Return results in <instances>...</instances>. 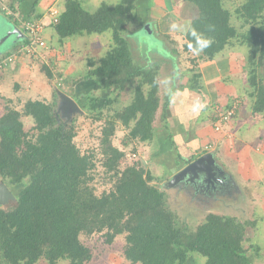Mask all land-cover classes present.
<instances>
[{
  "label": "trees",
  "instance_id": "1",
  "mask_svg": "<svg viewBox=\"0 0 264 264\" xmlns=\"http://www.w3.org/2000/svg\"><path fill=\"white\" fill-rule=\"evenodd\" d=\"M137 1L103 2L89 12L80 1L66 0L57 24L52 26L61 43L72 37L109 33L107 52L97 64L90 63L84 76L73 80L72 85L88 80L102 91L120 93L132 89L131 102L114 112L112 118L105 119L101 131L103 166L112 173L109 176L112 186L107 192L97 196L88 188V172L93 163L76 147L74 126L57 121L53 112L55 103L28 99L17 110L12 100L4 101L0 117V179L9 188L22 187L15 195L13 208H0V264H35L41 258L46 264L59 260L88 264L92 254L79 236L97 233L103 234L107 243L123 235V255L133 264H185L193 253L204 258L203 264H252L253 258H257L258 247L254 257L243 249L246 226L236 218L208 214L195 230L188 231L177 225L175 216L167 209L163 184L161 187L152 184L162 180L151 176L139 164L119 169L124 152L112 146L110 138L116 122L128 130V142L151 145L157 142L158 134L152 125L160 106L161 133L169 146L163 149L164 153L183 165L192 162V158L182 157L169 133L171 94L164 96L159 105L158 65L140 64L131 54L128 29L135 27V32L147 33L144 25H148L150 31L148 17L138 14ZM182 1L197 11L184 34V52L192 50L206 61L234 42L246 45L248 84L252 89L249 97L254 99L250 107L254 113L264 115V87L257 80V71L264 65V0H239L234 14L224 7L229 0ZM32 3L31 13L24 16L19 5L15 6L17 0H10L9 10H5L8 21L19 26L20 20H32L30 15L39 0ZM16 12L21 18L15 16ZM161 36L169 39L163 32ZM21 42L28 43L25 38ZM49 67L42 65L46 77L54 80L57 76L61 80L62 72ZM188 71L192 73L189 89L196 90L200 76L191 69ZM54 96L59 98L57 94ZM79 98L75 96L73 100ZM84 99L87 102L84 107L93 120H98L101 111L112 109L114 104L110 97L87 94ZM230 107L231 104L223 110ZM23 118L32 119L31 131L23 129ZM216 119L215 116L213 122Z\"/></svg>",
  "mask_w": 264,
  "mask_h": 264
},
{
  "label": "rangeland",
  "instance_id": "2",
  "mask_svg": "<svg viewBox=\"0 0 264 264\" xmlns=\"http://www.w3.org/2000/svg\"><path fill=\"white\" fill-rule=\"evenodd\" d=\"M9 1L10 0H0V10H2L0 11V33L3 34L7 32L8 30L7 28L11 29V26H13L12 23L8 21L7 11L5 12L4 9L8 7ZM27 1L28 0H17V3H19L20 6L19 10L23 14L24 11H26L27 14L31 13V8H32L31 5L33 4L32 3L33 0H30V3L28 5L26 4ZM49 1L50 4L46 5L44 9H41L39 6L40 12H44L41 15L44 14L43 16L47 18L44 21V24H47V22L49 21L48 19L49 10L55 9V11L57 10L58 12L59 10H63V6L66 0H45L44 3H47ZM147 1L148 3H146L145 0L138 1L139 2L137 4L138 14L140 16H143L144 14L146 15L147 7L145 6L147 4L150 5L152 0H147ZM239 3H240L239 0H229V2L224 3V7L228 9L232 14H234L233 13L234 9L236 6L239 5ZM100 4L101 3H99L97 7ZM174 7L175 10L172 13L174 15L175 13H177L180 16V18L183 20V24L180 25L179 23L176 26L168 29V33H169L168 40L171 39V41L173 42L171 46L169 44L170 42H168V40L165 37L161 36V32H163L162 28L164 27L165 24L164 21L160 22L159 25L151 24L150 25L151 34L146 33L144 30L135 32L134 31L135 27H130L127 32L128 40L130 44V51L134 60L136 62H141L140 64H146L147 62L150 66L158 65L159 67L158 75H157L159 105H162L164 96L168 95L170 92L173 93L175 90H178L183 86H186L189 89V87L191 86L189 78H192L191 77L192 73H190L188 70L191 69L192 71L196 72V74L199 73V68H201V64L203 63V61H205L201 57V54L196 52L194 53L192 50L187 52H184L183 50L184 34L188 28L189 22L193 20V18L195 19L197 17V11L192 5L184 3L182 0H176L174 2ZM87 8H89V6H87ZM37 11L34 12V14L37 13ZM93 11L94 9L91 12ZM3 14L5 17L1 16ZM17 16L19 17V15ZM146 17H148V12L145 18ZM232 19L234 21V18ZM146 21L147 23H149L148 18ZM45 26L47 27L49 25H45ZM67 40H70L69 42H66V49L67 48L69 49L68 54L71 55L75 54L76 62L72 64L74 66L72 69L69 68L65 71L63 70V72L61 73V80L60 77L54 75L56 79H54L53 82L51 79L45 78L44 76L45 73L42 72V65L44 64L43 61L45 62L49 61L48 55L53 53V49H54L53 47L63 49L62 47L60 48L56 44V42L54 41L52 42L50 37L46 40L42 37V41L45 42L44 44L46 45L45 49H39L40 51L38 50V52H35L34 54H30V55L23 54L18 56L20 57V59L25 57L29 58L30 63L28 65L31 67L30 73H33L34 69H35L34 73H38V72L42 73L45 83L43 87L40 86L41 88H43L42 90L41 88H39L36 89V91L35 90L33 91V86L31 85V83H29L27 87L29 91L25 93V95L19 94L20 97L17 100L14 98V100L12 101L14 103L13 105L17 110H21L23 104L28 99L41 100L53 104L55 103L53 112L54 114H56L57 121L59 123L65 124L66 126H69L71 124L74 126V130L76 132L74 143L76 147L78 148V150L82 155L91 158L90 160L93 163V168L88 172V176L90 178V180H88V188L95 195L99 196L100 194L107 192L112 186V182L109 179V176H111L112 173H108L107 169L103 166L104 158L101 155L102 151H101L100 140H101L102 128L105 126L104 120L108 118H112L114 112L123 110L131 102L132 89L127 88L120 93H118L116 90L102 91L95 85V83L88 80H84V82L81 81V83L79 82V84L77 83L75 85H72L73 80H77L81 78V76L82 77L84 76L85 72L88 70V66H90V63L97 64L99 62V59H101L104 56V54L107 52V50L110 47V39H109V33H106L104 35L84 36V40H82L78 44L74 42V40H78V37L68 38L64 41ZM8 47H9V43H5L4 45L0 46V51L5 52L8 49ZM238 47L239 46H237L236 44L230 47L227 46L226 49L222 51V55L217 54L215 56V58L217 57L216 61L220 60L218 58L222 56H225L227 54L229 55L230 54L229 52L232 49H233L232 51H234ZM228 49L229 52L226 51ZM219 66H220L219 70L221 71V74H223L224 67L222 61L220 62ZM246 66L247 65L245 64V67ZM64 68H66V66H63V69ZM5 69L6 68L2 67L0 69V72L4 71ZM57 69H59V67H57ZM72 70H75L74 71L75 75L71 79H68L70 78L71 74H73ZM56 71L59 72L62 70L59 69ZM212 71L213 73L215 72V70ZM257 72H258L257 80L261 81V85L264 87V65L262 68H259ZM62 80H66V82ZM221 83H223L225 88H222ZM217 84H219L220 86V91H219L220 96H226L229 102L231 101H233V103L237 102V105L233 115L228 121L225 122V125L219 126V124H214V125L212 124L211 127H213V129L215 126L221 130V131L220 130L219 131L214 130V131L219 133L225 130L226 133H221V134H226L227 138L233 139L232 135H235V133L239 135L254 126H257L256 124L257 121L255 119H254L255 122L252 119H249L250 117H252L250 114H247L246 120L240 119L241 121L240 123L237 122L238 124H236L235 122L236 116H238L239 118L238 109L241 107L240 105L238 106V102L248 101L246 102V104L247 103L251 104V102H253L254 99L250 98L247 95L248 100H246L245 94H243L244 96L239 95V97H234L232 90H227L228 87H233V86H229L230 84H225L224 82L221 81L217 82ZM48 87L51 88L52 90L51 96L50 94H47ZM214 89L215 86L211 88V91H213ZM57 91L62 92L64 95H66L69 98L71 97L72 99H74L75 96L77 97L80 96L79 100L77 101L73 100L74 103L77 105L78 110L75 111L70 109L68 111L63 110L62 109L64 105L62 104L63 102L59 98H56V96H54V94H57ZM197 92L200 93V90ZM87 94L94 97H98V96L110 97L111 99L114 100V104L111 107L112 109L103 111V113L101 111L100 113L102 114L101 117L98 120L96 119L93 120L92 118H90V115L87 114V110L84 107L87 103L86 100L84 99L85 96H87ZM212 94L215 97L216 101L212 102V99L209 100L210 108L208 111H206V113L207 114L211 113V115L213 116L215 111L218 110L221 112L224 110L221 109L223 107H221L218 103H216L218 102L217 97L219 96L215 92ZM211 103L212 105L215 104L213 105L214 107L210 105ZM259 116H262L261 119H263L264 121V115H259ZM22 121H23V129L27 132L31 131L32 130L31 128L33 126L32 119L23 118ZM260 124L264 126V122H260ZM152 126L156 133L163 130V125L161 121V106L156 112L155 120ZM234 130L240 133L238 132L234 133ZM127 133L128 130H126L119 122H116L115 133L113 136L110 137L112 146L124 152L123 158L118 162L119 169L122 170L126 166L135 163V164H139V166L149 171L151 176H153L154 178L156 177L159 178L158 175H160V169L156 166V162L159 163L160 157H157V153L155 154L154 148L155 145H157L156 142L154 141V143H152L151 145L146 144V146L145 145L136 146L134 143L128 142L126 140ZM176 140L177 139L175 138V141ZM260 141L262 142V144L264 143L263 140ZM159 144L160 142H158L157 147L159 146ZM207 146H210L214 150L213 144H208ZM135 148L137 150H135ZM211 148H209L208 151L206 152L210 153ZM256 150L259 151L260 153L261 152L264 153L263 146L262 148L257 147ZM132 154H135L136 157L132 158L131 157ZM160 168L163 170L162 166ZM165 181L166 180L159 183L153 181L152 184L155 183L156 186L161 187V185ZM0 187L5 188V190L9 192L12 196V199H8L4 202L0 201V208L4 210L13 208L16 202L15 195L17 194V192H19L22 186L20 185L14 188H9L8 183L0 179ZM202 187H203L202 184L197 186V188H202ZM171 190L172 192H165L167 209L173 213L177 225L179 227H186L188 231L195 230L205 220V217L208 215L207 212H212L209 214L234 217L238 221H240L242 225L245 224L246 226L245 241L242 244L243 249L246 250L249 254H251L252 257L255 256L256 248L258 247L259 249V252L257 253V258L256 257L253 258L252 264H264V213H263L264 202H261L260 199L256 198V201L257 200L260 201L257 204H255V206L257 207L256 209L255 207L253 208L252 205L250 204L252 199L251 197L250 198L244 197V200H240L239 198L240 203L238 204H240V206H235V208L240 207L241 211L231 210L232 208L230 207L234 206L233 203L235 202L227 201L228 198L226 197L224 199L221 198L222 199L221 201H219V199H209V200L202 199V201L197 200L196 203H193V201L196 200L192 201V200H188L186 197H183L178 192L180 190L179 188L166 189V191H171ZM251 223L253 225H251ZM79 240L87 249H89L90 253L92 254L91 261L88 264H133L128 260H126L125 256L123 255L124 246H125V239L123 235L115 237L111 243H107L103 234H98V233L92 234L90 236L81 234L79 236ZM251 246H252V251L250 249ZM68 263L69 261L67 260H59L57 261L56 264H68ZM203 263H204V258L199 256L198 254L193 253L192 255L189 256L185 264H203ZM35 264H46V262L43 258H41Z\"/></svg>",
  "mask_w": 264,
  "mask_h": 264
},
{
  "label": "crops",
  "instance_id": "3",
  "mask_svg": "<svg viewBox=\"0 0 264 264\" xmlns=\"http://www.w3.org/2000/svg\"><path fill=\"white\" fill-rule=\"evenodd\" d=\"M78 1H80L84 9L91 12L93 9L94 10L96 9L99 3L105 2L108 4H113V3H117L119 0H78ZM138 1L137 4L139 3ZM175 1L176 0H152L151 4L148 5L146 9V15L148 12L149 25L151 24L159 25L160 22L162 21L165 22L164 27L162 28L163 36L169 35L168 33L169 28L174 27L179 23L180 25L183 24V20L180 18V16L177 13H175V15L172 13L175 10L174 9ZM44 2L45 0H39V3L36 7V11L38 10L37 13L30 15V18L32 20L36 16L39 17L37 20L45 21L47 19L43 16L44 14L41 15L44 12H40L39 9V6L41 9H44L46 5L50 4V1L47 3ZM29 3L30 0H28L26 4L28 5ZM18 5L19 3L15 4L16 7H18ZM87 6H89V8H87ZM4 9L8 10L7 8ZM26 14L27 12L24 11L23 15L25 16ZM17 15L19 14H15V16ZM1 16L5 17L4 14ZM19 17L21 18V16ZM46 25H49V21L47 22ZM13 26L16 27L21 32L20 28L17 25L13 24ZM2 36L3 35H0V41L2 39ZM42 37L45 40L50 37L52 42L53 41L56 42V44L60 48L61 47L63 48V49H59L57 47H53L54 48L53 53L48 55L49 61L47 62L43 61V63L46 66L47 65L50 66L49 69L53 68L54 70H58L57 67H59V69L62 70L61 72L69 68L72 69L74 67L72 64L76 62V56L75 54L72 55L68 54L69 49L68 48L66 49V42H69L70 40L64 41L62 43L59 42L53 30V27L50 25L47 27L45 26ZM77 37L78 40H74V42L77 44L80 43L82 40H84V36H80V37L77 36ZM22 39H23V34L19 35L18 38H16V36L15 37L10 36V38H8L6 41L0 43V46L4 45L5 43H9V47L5 52L0 51V59L3 60L11 55H14L18 46L22 44L21 42ZM168 42H170L169 43L170 46L173 44L172 41H168ZM234 44H236L239 47L236 48V50L234 51H232L233 50L232 49L230 52L229 49L226 50L230 54L218 58L220 60L216 61L217 58L216 57L212 60L203 61V63L201 64V68H199V73H197L200 77L198 79V88L196 91L190 90L186 86H183L180 89L175 90L173 93L170 92L171 95L168 106L170 117L168 119V128H169V133L173 136L172 138L174 139L175 147L181 153L182 157L192 158V161L196 160L199 156L207 153L203 151V148L205 146H207L208 144H213L214 150L211 149L210 153L213 154L215 159L214 175L215 177L217 175V178L219 179H225V178L229 179V181L232 183L230 185L229 192H233V194L219 195L216 199H219V201H221L222 200L221 198L224 199L226 197L228 198L227 201L235 202L233 203L234 206L230 207L232 208L231 210L241 211L240 207L235 208V206H240V204H238L240 203L239 198L240 200H244V197L245 198L251 197L252 199L250 204L252 205L253 208L255 207L256 209L257 207L255 206V204L260 202L258 200L256 201V198L260 199L261 202H264V153L262 152L260 153L259 151L256 150L257 147L262 148V146L264 150V143L262 144V142L260 141V140L264 141V126L260 124V122H264V121L263 119H261L262 116H259L263 114L254 113L252 108L250 107L251 104L248 103L246 104V102L248 101L246 102L239 101L238 106L240 105L241 107L238 109L239 118L238 116H236L235 119L236 124L240 123L241 121L240 119L246 120L247 114H250L252 117H250L249 119H252L253 121L255 119L257 121L256 123L257 126H254L239 135L235 133L238 131L234 130L235 135H232L233 139H230L227 138L226 134H221V133H226L225 130L217 133L214 131L213 127H211L216 113L220 111L218 110L215 111L213 116L211 115V113L208 114L206 113V111H208L210 108L209 100L212 99V102L216 101L215 97L212 94L214 92L219 96L217 97L218 102L216 103H218L221 107H223L221 109L227 108L229 104L233 103V101L229 102L226 96H220V92H219L220 86L219 84H217V82L221 81L224 82L225 84H230L229 86H233V87H228L227 90H232L234 97H239V95L245 94L246 100H248L247 95L249 96V92L252 91L250 85L248 84V76H247L249 70V65L246 62L249 53L248 48L244 44L240 45L235 42ZM234 44L231 46H234ZM219 54L222 55V52ZM19 59L20 57H16L11 64L5 67L6 69L4 71L0 72V117L3 115L4 112L3 105L5 100H14V98L17 100L20 97L19 94L25 95V93L29 91L27 89L29 83H31V85L33 86V91L34 90L36 91V89L43 87L45 83L42 73L40 72L34 73L35 67L33 68L34 69L33 73H30L31 67L28 65L30 63L29 58L25 57L20 60ZM221 61L224 67L223 74H221V71L219 70L220 67L219 64ZM245 64L248 66L245 67ZM63 66H66V68L63 69ZM212 70H215V72L213 73ZM72 71L73 74H71L70 78L68 79H71L75 75L74 74L75 70ZM44 76L45 78H47L46 75ZM258 82L261 83V81ZM221 85L222 88H225L223 83H221ZM214 86L215 89L211 91V88H213ZM42 89L43 88H41V90ZM199 90L200 93L197 92ZM51 93L52 90L51 88L48 87L47 94H50L51 96L52 95ZM233 104L237 105V102H234ZM210 105H212V103ZM213 105L212 107H214ZM161 132L163 131H159L156 133L158 134V136L156 137L157 142L155 141L156 144L158 142H160V144L158 147L157 144L155 145V148L154 147L153 148L155 149V154L157 153V157H160L159 163L156 162V166L160 169V175H158L159 178L157 177L156 178L161 179L162 181L166 180L163 183L165 184L168 182V180H170V178L174 174L182 170L188 164L183 165V163L179 160H176L175 157L174 158L173 156L170 157L168 154L164 153L163 149H166L169 146L168 143L164 141L165 135L163 137V133ZM175 138L177 139L176 141ZM161 166L163 167V170L160 168ZM194 184H195L194 188L186 187L183 185H178V186L173 185L172 187H165V189L167 188L177 189L178 187L182 186V188L181 187L179 188L180 190L178 192L183 197H186L188 200L189 198L191 200H194L195 198H191L190 196H193L191 192H198L197 191L198 183L195 182ZM167 192H172V190ZM196 202L197 200L194 201L193 203ZM207 213L209 214L212 212H207Z\"/></svg>",
  "mask_w": 264,
  "mask_h": 264
},
{
  "label": "water",
  "instance_id": "4",
  "mask_svg": "<svg viewBox=\"0 0 264 264\" xmlns=\"http://www.w3.org/2000/svg\"><path fill=\"white\" fill-rule=\"evenodd\" d=\"M144 28L149 34L150 31L148 29V25H145ZM7 29L8 30L7 32H5V34L0 33V35H3L0 43L6 41L8 38H10V36L12 37L16 36V38H18L19 35H22L21 32L14 26H11V29L9 28ZM57 94L59 99L63 102L62 104H64L62 108L63 110L65 111H68L69 109L73 111L78 110L77 105L74 103L72 99H70L69 97L58 91ZM214 163H215V159L213 154L205 153L199 156L196 160L186 165L182 170L174 174L170 178V180H168L167 183L162 185V188L172 187L173 185H176L181 181L187 183L188 181L193 182V180H195V182L198 183V185H200L201 183H204V181H206V177L207 179L212 178V176L214 177ZM2 193L6 195L4 200L1 198ZM8 199H12L11 194L7 192L5 188L0 187V201L4 202Z\"/></svg>",
  "mask_w": 264,
  "mask_h": 264
},
{
  "label": "built area",
  "instance_id": "5",
  "mask_svg": "<svg viewBox=\"0 0 264 264\" xmlns=\"http://www.w3.org/2000/svg\"><path fill=\"white\" fill-rule=\"evenodd\" d=\"M49 15V24L55 25L58 22L59 12L55 9H50L48 12ZM44 21L43 20H20V28L24 31L27 37V44H21L18 46V49L16 50L14 55H11L3 60L0 61V69L2 67H7L9 64H11L14 59L20 55L23 54H34L35 52H38L39 49H45L46 45L45 42L42 41V33L45 28ZM236 108V104H231V107L227 109L226 111H221L216 113V121L213 122L214 124L225 125V122L228 121L231 116L234 113V110ZM215 131H219L220 129L214 126ZM221 131V130H220ZM211 148L210 146H205L203 148V151L206 152L208 149ZM212 149V148H211ZM132 158L136 157L135 154L131 155Z\"/></svg>",
  "mask_w": 264,
  "mask_h": 264
},
{
  "label": "flooded vegetation",
  "instance_id": "6",
  "mask_svg": "<svg viewBox=\"0 0 264 264\" xmlns=\"http://www.w3.org/2000/svg\"><path fill=\"white\" fill-rule=\"evenodd\" d=\"M208 180V181H207ZM195 181L193 182H179L177 185H183L186 187L194 188L195 186ZM203 185L202 188H197L198 192H191L193 196H190L191 198H195L194 200H199L202 201V199H216L219 195H224V194H233V192H229L230 190V185L232 184L229 179H219L217 178V175L215 177L212 176V178L206 177V181L204 183H201ZM182 188V186H180ZM178 187V188H180ZM184 193V192H183ZM186 194V192H185ZM189 200H191L189 198ZM193 201V200H192ZM212 201V200H211ZM194 202V201H193ZM192 203V202H191Z\"/></svg>",
  "mask_w": 264,
  "mask_h": 264
},
{
  "label": "clouds",
  "instance_id": "7",
  "mask_svg": "<svg viewBox=\"0 0 264 264\" xmlns=\"http://www.w3.org/2000/svg\"><path fill=\"white\" fill-rule=\"evenodd\" d=\"M59 14H60V10H59ZM49 19V18H48ZM57 24V23H56ZM50 25V24H49ZM52 25V24H51ZM20 28V26H18ZM21 30V28H20ZM22 34H23V39L25 38V40L27 41V37H26V34L24 33L23 30H21ZM23 44V43H22ZM21 45V44H20Z\"/></svg>",
  "mask_w": 264,
  "mask_h": 264
},
{
  "label": "bare ground",
  "instance_id": "8",
  "mask_svg": "<svg viewBox=\"0 0 264 264\" xmlns=\"http://www.w3.org/2000/svg\"><path fill=\"white\" fill-rule=\"evenodd\" d=\"M5 196L6 195L2 193L1 198L4 200L5 199Z\"/></svg>",
  "mask_w": 264,
  "mask_h": 264
}]
</instances>
